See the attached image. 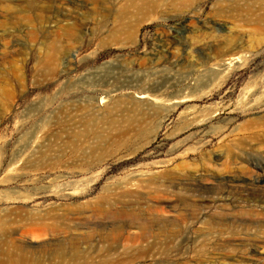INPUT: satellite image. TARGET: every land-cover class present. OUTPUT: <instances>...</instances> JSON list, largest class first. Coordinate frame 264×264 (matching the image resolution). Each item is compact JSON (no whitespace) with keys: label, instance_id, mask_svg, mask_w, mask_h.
<instances>
[{"label":"rangeland","instance_id":"obj_1","mask_svg":"<svg viewBox=\"0 0 264 264\" xmlns=\"http://www.w3.org/2000/svg\"><path fill=\"white\" fill-rule=\"evenodd\" d=\"M191 1L0 0V264H264V0Z\"/></svg>","mask_w":264,"mask_h":264},{"label":"bare ground","instance_id":"obj_2","mask_svg":"<svg viewBox=\"0 0 264 264\" xmlns=\"http://www.w3.org/2000/svg\"><path fill=\"white\" fill-rule=\"evenodd\" d=\"M91 4L95 3V4H100V5H114V4H120V6H123L124 8H128V7H144V6H161V5H167L169 4H174V5H188L190 4L192 1L191 0H171L172 2L170 3V1L167 3V1L165 0H118V1H112V0H90ZM85 2V1H84ZM87 3V1H86ZM229 20L231 21H243L244 23H249V24H254L257 26V28L255 27V30L253 31L255 34H258L259 28L258 26L263 25L261 23H264V12L261 14H254V13H249L246 15H239V14H231L229 17H227ZM247 25V24H246ZM134 28V27H132ZM130 28H122V34H125L126 37L131 38V34H130ZM251 32V33H253ZM261 31H259L260 33ZM121 33V32H120ZM130 35V36H129ZM257 42V41H256ZM238 61V57H231L229 59H226L224 61H222V63H220L218 66L220 68V71H226L232 64H234L235 62L237 63ZM91 118V117H90ZM242 222V221H241ZM230 238V237H229ZM232 240V239H231ZM234 240V239H233ZM262 238H258L255 242V244L253 245V247L255 246V248L257 249H263L264 246L261 245V243H263ZM230 241V240H229ZM252 241V240H251ZM238 242V241H236ZM253 243V242H252ZM231 245V244H230ZM61 249V248H60ZM253 249H251V251L248 254H240V255H230L229 258H225L226 260H228L229 264H257L258 262H254V260L249 259V257H253ZM233 253V252H232ZM59 255H61L63 258H75L76 257V253L72 251L71 252H58ZM22 258V257H21ZM257 259V258H256ZM263 261V260H262ZM25 263V262H24ZM264 263V262H263ZM16 264H21L20 262H17Z\"/></svg>","mask_w":264,"mask_h":264}]
</instances>
